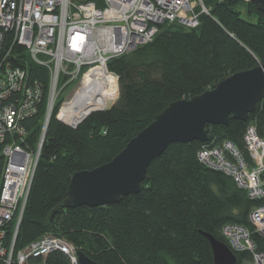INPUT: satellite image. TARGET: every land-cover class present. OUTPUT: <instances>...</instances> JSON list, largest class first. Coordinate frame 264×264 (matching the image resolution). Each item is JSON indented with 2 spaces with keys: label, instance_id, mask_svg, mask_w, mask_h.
I'll return each instance as SVG.
<instances>
[{
  "label": "trees",
  "instance_id": "obj_1",
  "mask_svg": "<svg viewBox=\"0 0 264 264\" xmlns=\"http://www.w3.org/2000/svg\"><path fill=\"white\" fill-rule=\"evenodd\" d=\"M240 1L203 0L208 13L199 14L195 28L164 22L151 41L111 57L107 70L117 75L118 97L109 108L92 111L75 127L57 120L55 108L17 229L15 252L47 234L102 264H213L210 243L199 229L229 246L221 232L228 223L243 226L255 250L264 252V236L249 220L261 201L249 198L231 176L197 157L203 146L227 140L249 158L243 135L248 125L263 128L264 98L244 121L233 117L227 125H206L207 141L169 143L150 161L139 193L115 204L63 207L48 218L66 197L73 172L109 162L170 102L200 95L231 74L263 62L264 12L247 1L244 16L238 10ZM101 4L96 0L97 6ZM26 67L29 77L44 89L37 114L22 120L27 135L23 144L34 150L49 77L42 66L29 62ZM104 90L93 104H106L108 91ZM233 253L235 264L250 260L246 250ZM22 264L72 262L66 253L54 249L28 256Z\"/></svg>",
  "mask_w": 264,
  "mask_h": 264
},
{
  "label": "built area",
  "instance_id": "obj_2",
  "mask_svg": "<svg viewBox=\"0 0 264 264\" xmlns=\"http://www.w3.org/2000/svg\"><path fill=\"white\" fill-rule=\"evenodd\" d=\"M101 3L97 6L96 0H0V264H22L28 256H40L54 249L66 253L72 264H78L73 247L54 235L45 234L25 250L14 251L49 118L61 102L59 92L70 96L68 90H63L80 76L79 87L55 113L57 120L75 127L92 111L107 109L108 103L117 99V75L107 70L111 57L151 41L158 25L164 22L195 28L199 14L208 13L203 0ZM16 48L21 52L15 53ZM29 62L47 69L49 77L41 132L34 150L23 144L27 135L22 120L37 114L44 89L29 77ZM100 67L113 79V97L102 109L78 116L71 103L84 89V80ZM243 144L249 158L227 140L213 147L203 146L197 157L206 166L231 176L249 198L261 201L249 213V220L264 236V126L258 130L248 125ZM221 232L231 250L253 254L240 264H264V252L255 250L250 232L243 226L228 223Z\"/></svg>",
  "mask_w": 264,
  "mask_h": 264
},
{
  "label": "water",
  "instance_id": "obj_3",
  "mask_svg": "<svg viewBox=\"0 0 264 264\" xmlns=\"http://www.w3.org/2000/svg\"><path fill=\"white\" fill-rule=\"evenodd\" d=\"M264 12V0H246ZM264 56V54H263ZM264 98V59L251 69L236 72L210 90L189 99L170 102L126 146L104 165L75 171L66 187V197L49 215L60 208L115 204L128 194L139 193L150 161L172 142L207 141L206 125H227L230 118L247 119L255 104ZM210 243L213 264H235L236 255L224 242L199 229ZM78 264H102L83 251L76 252Z\"/></svg>",
  "mask_w": 264,
  "mask_h": 264
},
{
  "label": "bare ground",
  "instance_id": "obj_4",
  "mask_svg": "<svg viewBox=\"0 0 264 264\" xmlns=\"http://www.w3.org/2000/svg\"><path fill=\"white\" fill-rule=\"evenodd\" d=\"M113 84V79L110 78V75L106 73L103 67H100V69H96V71H92L90 73V76H88L84 80V86H86L88 89H90V87L93 88L95 90V93H93L91 97L85 100L72 104L70 106L72 108V111H74V113L78 116H81L91 112V110L102 109L104 105H102L103 107H100L98 104H93V102L95 99H101L100 92L104 89L106 91H109L110 87H112ZM85 108H88V110H84ZM69 112L70 111H66V113Z\"/></svg>",
  "mask_w": 264,
  "mask_h": 264
},
{
  "label": "rangeland",
  "instance_id": "obj_5",
  "mask_svg": "<svg viewBox=\"0 0 264 264\" xmlns=\"http://www.w3.org/2000/svg\"><path fill=\"white\" fill-rule=\"evenodd\" d=\"M247 1L246 0H241L240 2H239V5H238V10H240L241 11V13H243V15L245 16L246 15V9H247V3H246ZM206 7V6H205ZM79 80H80V76L78 77V80H76V81H74L71 85H69V88H66L65 90H63V91H67L68 90V92H70V96L73 94L72 92L76 89V87L78 88L79 86H78V84H79ZM77 85V86H76ZM114 85V86H113ZM112 85V87H110V89H109V91H108V94H107V99L105 100L106 101V103H107V101H109L112 97H113V92H114V90H115V84H113ZM67 92V93H68ZM60 94H59V97L61 98V102H60V104L61 103H63V102H65L66 100H69V98H70V96H68L66 93H64V92H59ZM93 93H95V90L93 89V88H91L90 87V89H88L86 86H84V89H82V90H80L79 92H78V94H77V97L75 96V99L73 100V102L71 103V104H75V103H78V102H80V101H82V100H85V99H87V98H89V97H91V95L93 94ZM116 93H118V90L116 91ZM115 101V98L110 102V103H108V105H107V107L108 106H111L112 104H113V102ZM98 102H100V101H98ZM60 104H58L57 105V107H56V109H58L59 110V106H60ZM62 105V104H61ZM105 106V105H104ZM101 107V106H100ZM103 107V106H102ZM61 108V107H60ZM91 114V113H90ZM43 144V143H42ZM41 147H42V145H41ZM41 149V148H40ZM40 153V152H39ZM40 156V155H39ZM20 221H21V218H20ZM222 236H223V234H222ZM232 251H234V250H232ZM77 252V251H76ZM251 254V253H250ZM251 255H253V254H251ZM251 257V256H250ZM76 260H77V255H76ZM253 262V261H252ZM254 264V263H253Z\"/></svg>",
  "mask_w": 264,
  "mask_h": 264
}]
</instances>
